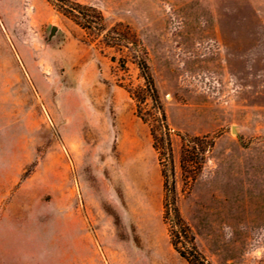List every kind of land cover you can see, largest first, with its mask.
Returning <instances> with one entry per match:
<instances>
[{
    "label": "rangeland",
    "instance_id": "rangeland-1",
    "mask_svg": "<svg viewBox=\"0 0 264 264\" xmlns=\"http://www.w3.org/2000/svg\"><path fill=\"white\" fill-rule=\"evenodd\" d=\"M3 58L0 264H264V0H0Z\"/></svg>",
    "mask_w": 264,
    "mask_h": 264
},
{
    "label": "trees",
    "instance_id": "trees-1",
    "mask_svg": "<svg viewBox=\"0 0 264 264\" xmlns=\"http://www.w3.org/2000/svg\"><path fill=\"white\" fill-rule=\"evenodd\" d=\"M56 2L58 3H62L63 0H55ZM65 11L69 13V15L73 18H75L76 16V10L74 8H65ZM141 68L142 70L144 71L145 73V77H146V80L148 82V84L151 86V90H152V97L155 101H157V93H156V90H155V86H154V83L152 81V79L148 76L146 70H147V64L144 62L141 64ZM165 117V115H163ZM143 120V119H142ZM144 121V120H143ZM152 137H153V140H154V148L159 152L158 148H157V144H156V140H155V134L153 133L152 131ZM167 151L169 152V155L172 156V145H171V141L170 139L167 140ZM178 218L180 219V221L183 222L181 216H180V213L178 212ZM187 227V226H186ZM184 233H186L187 231H190V229H188L187 227V230L184 229L183 230ZM171 240H172V246L174 248V250L183 258L185 259L189 264H196L194 261H192L187 255L185 252H183L179 246H178V242L176 241L175 237L173 236V233L171 235ZM192 245H193V255L195 256L196 258V262H199L200 264H211L207 258L199 251V249L197 248V246L195 245L194 243V238H192Z\"/></svg>",
    "mask_w": 264,
    "mask_h": 264
},
{
    "label": "water",
    "instance_id": "water-1",
    "mask_svg": "<svg viewBox=\"0 0 264 264\" xmlns=\"http://www.w3.org/2000/svg\"><path fill=\"white\" fill-rule=\"evenodd\" d=\"M58 34V28L56 26H52L51 31H50V35H49V40L51 41L52 39H54ZM234 133L236 132V129H233Z\"/></svg>",
    "mask_w": 264,
    "mask_h": 264
},
{
    "label": "crops",
    "instance_id": "crops-1",
    "mask_svg": "<svg viewBox=\"0 0 264 264\" xmlns=\"http://www.w3.org/2000/svg\"><path fill=\"white\" fill-rule=\"evenodd\" d=\"M1 60L2 61L6 60V62H7L6 65H9V60L8 59H4V58L3 59H0V62H2ZM10 63H11V61H10Z\"/></svg>",
    "mask_w": 264,
    "mask_h": 264
}]
</instances>
